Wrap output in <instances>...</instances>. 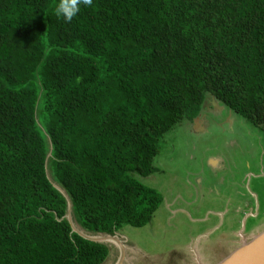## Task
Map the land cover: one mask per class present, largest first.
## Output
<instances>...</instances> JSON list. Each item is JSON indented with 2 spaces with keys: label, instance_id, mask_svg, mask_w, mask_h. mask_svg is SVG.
Wrapping results in <instances>:
<instances>
[{
  "label": "trees",
  "instance_id": "1",
  "mask_svg": "<svg viewBox=\"0 0 264 264\" xmlns=\"http://www.w3.org/2000/svg\"><path fill=\"white\" fill-rule=\"evenodd\" d=\"M0 0V264H102L162 202V136L210 95L264 134V0Z\"/></svg>",
  "mask_w": 264,
  "mask_h": 264
},
{
  "label": "rangeland",
  "instance_id": "2",
  "mask_svg": "<svg viewBox=\"0 0 264 264\" xmlns=\"http://www.w3.org/2000/svg\"><path fill=\"white\" fill-rule=\"evenodd\" d=\"M226 113H202L203 132L182 121L162 136L157 172L138 178L162 197L146 226L109 237L87 233L70 218L74 231L108 246L102 264H209L264 221V134L235 115L226 120Z\"/></svg>",
  "mask_w": 264,
  "mask_h": 264
},
{
  "label": "water",
  "instance_id": "3",
  "mask_svg": "<svg viewBox=\"0 0 264 264\" xmlns=\"http://www.w3.org/2000/svg\"><path fill=\"white\" fill-rule=\"evenodd\" d=\"M55 188L66 201L65 219L67 220L71 231L86 240L105 244L102 240L89 239L73 230L70 220V202L60 188ZM237 238H240V240L236 239V241L232 242L226 248L220 250L219 253L212 258L213 260L210 261L209 264H264V221L248 232L240 234Z\"/></svg>",
  "mask_w": 264,
  "mask_h": 264
},
{
  "label": "crops",
  "instance_id": "4",
  "mask_svg": "<svg viewBox=\"0 0 264 264\" xmlns=\"http://www.w3.org/2000/svg\"><path fill=\"white\" fill-rule=\"evenodd\" d=\"M222 106H220V104H218L210 95H206L205 96V100L202 102L201 104V109H200V113H199V116L194 118L192 121L190 122H185V126H187L188 128H190V130H194L196 131L197 133L198 132H203V125H202V116L201 114L204 113L205 111L207 110H217V111H221L222 110ZM232 114L230 111L227 110V113H226V120H230L232 121ZM236 116V115H235ZM239 118V117H238ZM217 163H218V158L216 157H210L209 158V164L211 166H217Z\"/></svg>",
  "mask_w": 264,
  "mask_h": 264
},
{
  "label": "clouds",
  "instance_id": "5",
  "mask_svg": "<svg viewBox=\"0 0 264 264\" xmlns=\"http://www.w3.org/2000/svg\"><path fill=\"white\" fill-rule=\"evenodd\" d=\"M81 6H92V0H59L55 5L54 14L70 23L80 12Z\"/></svg>",
  "mask_w": 264,
  "mask_h": 264
},
{
  "label": "bare ground",
  "instance_id": "6",
  "mask_svg": "<svg viewBox=\"0 0 264 264\" xmlns=\"http://www.w3.org/2000/svg\"><path fill=\"white\" fill-rule=\"evenodd\" d=\"M101 237H102V236H101ZM111 241L113 242V244H114L116 247L120 248V250L122 251V248L119 247V246L117 245L118 243H116V241H115L114 239H111Z\"/></svg>",
  "mask_w": 264,
  "mask_h": 264
}]
</instances>
